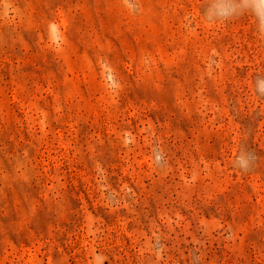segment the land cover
Listing matches in <instances>:
<instances>
[{
  "label": "rangeland",
  "instance_id": "obj_1",
  "mask_svg": "<svg viewBox=\"0 0 264 264\" xmlns=\"http://www.w3.org/2000/svg\"><path fill=\"white\" fill-rule=\"evenodd\" d=\"M0 264H264L255 0H0Z\"/></svg>",
  "mask_w": 264,
  "mask_h": 264
},
{
  "label": "clouds",
  "instance_id": "obj_2",
  "mask_svg": "<svg viewBox=\"0 0 264 264\" xmlns=\"http://www.w3.org/2000/svg\"><path fill=\"white\" fill-rule=\"evenodd\" d=\"M257 15H260V10H264V0H255Z\"/></svg>",
  "mask_w": 264,
  "mask_h": 264
}]
</instances>
